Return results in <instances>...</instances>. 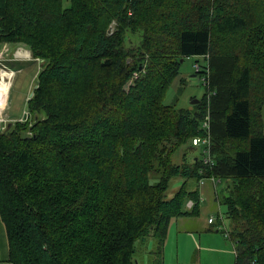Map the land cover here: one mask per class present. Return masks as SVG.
Wrapping results in <instances>:
<instances>
[{"label": "trees", "instance_id": "16d2710c", "mask_svg": "<svg viewBox=\"0 0 264 264\" xmlns=\"http://www.w3.org/2000/svg\"><path fill=\"white\" fill-rule=\"evenodd\" d=\"M0 44L42 62L29 121L0 132L10 264H134L147 237L162 264L170 221L198 215L186 183L210 179L234 264H264V0H0ZM186 58L206 92L175 109L162 99ZM206 136L209 162L192 145Z\"/></svg>", "mask_w": 264, "mask_h": 264}, {"label": "rangeland", "instance_id": "374dc122", "mask_svg": "<svg viewBox=\"0 0 264 264\" xmlns=\"http://www.w3.org/2000/svg\"><path fill=\"white\" fill-rule=\"evenodd\" d=\"M62 5L63 8L69 6V0H62ZM251 20L252 18H250L249 22ZM112 31L111 27L110 33ZM135 33L136 34L133 36L127 32L126 48L140 43L142 33ZM235 44L236 42L232 43V45ZM20 50L29 52V57L21 55L19 52ZM196 60L197 58H186L181 62L178 76L168 87L162 99L164 105H172L175 109H188L192 101H199L205 94L204 77L195 74ZM198 61L200 65L203 64L200 59H198ZM0 64L10 70L9 73L12 76L11 86L7 95L8 97H6L4 102L5 105L7 103L8 106L0 109V118H6L7 120H11L12 123L13 121L16 123V121L20 120V118L24 117L26 114V116H28L27 121H29L26 103L33 94V89L36 86V77L42 68V62L38 59H34L29 49L21 44H11L10 46H8V44H0ZM134 78L137 79L138 76H134ZM0 101L2 102V100ZM261 118L263 125L262 130L264 133V107L262 109ZM187 143H184V145L181 144L182 147L187 145ZM187 149L188 150L184 151L179 150L176 151L177 153L175 152L172 154L171 162L173 165L189 162L191 155L189 153V148ZM183 153L187 154L184 161H182ZM196 153L195 151L194 154ZM205 181L206 180H200L197 183L190 181L186 183V188L189 190H195V186L198 185L199 189L206 194L202 196H207V198L200 203L201 198L199 199L198 197V215L194 217L189 216L185 228L178 223L183 231L178 229L175 231L173 228L171 236L169 238L167 236L163 247L162 264L234 263V246L229 238L231 224L230 220L225 215L226 207L219 203V199L225 193L224 189L226 184L225 182L215 180L214 188H211V181ZM201 182L202 184H200ZM183 183L184 181L181 178L172 179L166 191L167 198H171L176 194L181 189ZM212 193H214L216 200ZM209 217L215 220L214 226L209 227L204 225V219ZM219 218H221L225 230L219 231L217 229L216 225L220 223ZM156 246L157 243L152 237H147L143 243L139 241L136 242L135 258L140 261L145 257L146 251L152 250L151 253L147 254L146 264H161L154 254Z\"/></svg>", "mask_w": 264, "mask_h": 264}, {"label": "crops", "instance_id": "0c3cea01", "mask_svg": "<svg viewBox=\"0 0 264 264\" xmlns=\"http://www.w3.org/2000/svg\"><path fill=\"white\" fill-rule=\"evenodd\" d=\"M11 44H8V46H10ZM5 48H7V47H5ZM2 63V62H1ZM5 65V64H4ZM8 97V96H7ZM8 106V104L6 103V105L4 106L5 108ZM0 109H1V107H0ZM3 120H6V121H11V120H7L6 118L5 119H3ZM16 121V120H15ZM14 122V121H13ZM10 123H12V122H10ZM9 124V123H8ZM207 181V180H206ZM205 181V182H206ZM211 188H214V186L213 185H211ZM195 190H197V192H198V196H199V199L201 198V200H200V203H201V201H204L205 200V198H207V196H202V195H206L205 194V192L204 191H202L201 189H199V186L198 185H196L195 186ZM224 191H225V189H224ZM211 192H213V191H211ZM213 195H214V193H212ZM214 199L216 200V197H215V195H214ZM187 205V204H186ZM186 205H185V208H186ZM187 209V208H186ZM210 218V217H209ZM209 218H206V219H204V221H205V224H204V222H203V224L204 225H207V226H209V227H211L212 225H209L208 224V219ZM174 221V222H173ZM188 221V217H180V218H176V219H172L171 221H170V224H169V227H168V232H167V236H168V238L171 236V234L173 233V228H174V230L176 231V229H178V230H181V231H183L180 227H179V225H178V223H180L184 228H185V225H186V223H188L187 222ZM174 223V224H173ZM167 236H166V238H167ZM166 242V241H165ZM151 252V250L150 251H146V255H145V257L142 259V260H140V261H138L135 257H134V264H146V258H147V254H149ZM0 264H10L9 262H8V249H7V240H6V234H5V229H4V226H3V224H2V222H1V220H0ZM234 264V263H233Z\"/></svg>", "mask_w": 264, "mask_h": 264}, {"label": "built area", "instance_id": "2783aa9c", "mask_svg": "<svg viewBox=\"0 0 264 264\" xmlns=\"http://www.w3.org/2000/svg\"><path fill=\"white\" fill-rule=\"evenodd\" d=\"M0 66H1L0 67V82H6L10 78H12V76H11V74H10V76L2 75L1 74L2 72H6V71L10 72V71L8 69H6L2 64H0ZM197 70H198V68L196 67V71ZM2 108H4V107H2ZM27 119H28V116H26V114H25V116L20 118V120H18V122H24V121H27ZM10 122L11 121H6V120H3V119L0 118V132L3 131L5 129V127H6V125L8 123H10ZM206 125H207V123H204V126H206ZM192 145L193 146H200V145L206 146V149L203 151L206 154V158H205L206 160L204 162H207V161L209 162V157H210L209 156L210 155L209 154V151H210V140H209V137L206 136L204 138H198V137L193 138L192 139ZM210 181H211L212 185L214 186L215 181L213 179H210ZM200 184H202V182ZM192 207H193V202L188 201V203L186 205V208L187 209H191ZM219 222H220L219 225H216L217 229L219 231L225 230V227L223 225V222H222L221 218H219ZM214 223H215V220L212 217H210L208 219V224L214 226Z\"/></svg>", "mask_w": 264, "mask_h": 264}, {"label": "bare ground", "instance_id": "6f19581e", "mask_svg": "<svg viewBox=\"0 0 264 264\" xmlns=\"http://www.w3.org/2000/svg\"><path fill=\"white\" fill-rule=\"evenodd\" d=\"M19 52H20L21 55H24L26 57H29V55H30L29 52H25V50L24 51L20 50ZM19 58H20V56H19ZM1 74L2 75H6V76H10L9 72H2ZM11 81L12 80L10 78L6 82H0V100H2V102L0 101V107L1 108L5 106L4 102H5V99H6L7 95H8V92H9V89H10V86H11Z\"/></svg>", "mask_w": 264, "mask_h": 264}, {"label": "water", "instance_id": "95a60500", "mask_svg": "<svg viewBox=\"0 0 264 264\" xmlns=\"http://www.w3.org/2000/svg\"><path fill=\"white\" fill-rule=\"evenodd\" d=\"M180 62H182V60H180ZM197 103H198V101L194 100V101L191 102V105H194V104H197Z\"/></svg>", "mask_w": 264, "mask_h": 264}]
</instances>
